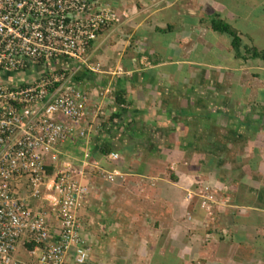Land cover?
Listing matches in <instances>:
<instances>
[{
  "label": "crops",
  "instance_id": "1",
  "mask_svg": "<svg viewBox=\"0 0 264 264\" xmlns=\"http://www.w3.org/2000/svg\"><path fill=\"white\" fill-rule=\"evenodd\" d=\"M110 1L113 21L90 47L93 69L48 66L76 68L87 101L28 209L46 211L58 231L46 197L66 168L88 187L78 215L91 264H264V61L243 60L210 28L215 15L232 25L247 57L264 40V0H245L243 15V0ZM204 11L209 21L193 15ZM202 186L214 187L223 209L222 199L208 211L185 200Z\"/></svg>",
  "mask_w": 264,
  "mask_h": 264
},
{
  "label": "built area",
  "instance_id": "2",
  "mask_svg": "<svg viewBox=\"0 0 264 264\" xmlns=\"http://www.w3.org/2000/svg\"><path fill=\"white\" fill-rule=\"evenodd\" d=\"M112 21L108 0H0V78L32 75L29 82L0 84V264H64L68 253L75 264H91L78 215L88 187L72 171L62 169L48 185L57 232L46 211L32 213L27 203L41 200L47 168L61 158L59 145L70 133L67 123L81 118L87 101L74 81L76 68L48 66L71 61L93 69L90 47ZM184 198L198 199L206 211L219 204L207 186Z\"/></svg>",
  "mask_w": 264,
  "mask_h": 264
},
{
  "label": "rangeland",
  "instance_id": "3",
  "mask_svg": "<svg viewBox=\"0 0 264 264\" xmlns=\"http://www.w3.org/2000/svg\"><path fill=\"white\" fill-rule=\"evenodd\" d=\"M243 1H245V0H243ZM235 3V2H234ZM259 3H260V1H258V6H259ZM227 4V3H226ZM238 5H240V4H237V3H235V6H238ZM247 5H250L249 4V2H247V1H245V3H242V5L239 7V13L241 14V15H243V14H245V12H246V10H247ZM109 6L110 7H114L113 6V1H110L109 0ZM228 6V5H227ZM230 6H232V5H230ZM233 8V7H232ZM234 9V8H233ZM261 7H257L256 8V12H253L254 13V15H259L260 14V12H261ZM235 10V9H234ZM254 11V10H253ZM193 15H195V16H198V15H201V17H199V18H204V20L205 21H209L210 20V17H211V14H208V12H203V13H197V14H195V13H193ZM232 24V23H231ZM232 26V25H231ZM211 35L212 36H217V37H222L223 39H225V40H228L227 39V37L225 36V35H220V34H218V33H215V32H211ZM253 45H254V47L255 48H257V49H260V50H264V40L262 41V43L261 44H256V43H253ZM251 47V46H250ZM197 52H194V57H193V60H199L198 59V56H197ZM209 60H211L212 58H213V56L211 55V53L208 55V57H207ZM207 58H205V57H202V60H207ZM42 73H43V71H42ZM13 79H16V81H17V84H21V83H24V82H29V81H31V79H32V75L30 74V73H26V72H20L19 74H16V75H14V74H11L6 80H3V79H1L0 78V84H8V83H12L13 82ZM209 189L211 190V193L212 194H214L215 196H216V198H217V200L219 201L220 199H222V197H220V196H218L217 195V193H215L214 192V187L212 188V187H209ZM225 200H226V198H225ZM222 202H223V204H225V201L222 199L221 200ZM229 202V201H228ZM227 203V202H226ZM217 205H215V207H216ZM224 206L225 205H221L220 207H222L221 209H223L224 208ZM218 207V206H217ZM221 213V212H220ZM215 242H213L212 240L211 241H209V245H208V248L209 249H212V250H214L213 249V247H214V245L216 244V239H213ZM199 243V242H198ZM206 244H207V242H203V243H201V245L199 246V247H203V248H206ZM218 244V243H217ZM200 250V249H199ZM211 250V251H212ZM194 252V251H193ZM24 253H21V256H22V258L23 259H27V257H26V255L24 254ZM196 258H194V259H196L197 261H199L200 262V258H201V256L198 258V256H197V253L194 255Z\"/></svg>",
  "mask_w": 264,
  "mask_h": 264
},
{
  "label": "trees",
  "instance_id": "4",
  "mask_svg": "<svg viewBox=\"0 0 264 264\" xmlns=\"http://www.w3.org/2000/svg\"><path fill=\"white\" fill-rule=\"evenodd\" d=\"M210 28L215 33L227 35L231 40L230 45H231L232 49L236 52L237 55L242 56L243 60L258 59V60L264 61V52H260L255 48H245L244 50H245L246 56H247V57H245L242 54V52L240 51L241 50V40L238 37L236 30L233 29L232 26L230 24H228L226 21L220 19L218 15H215L210 20ZM122 97H123V92H119L116 94V99H115L117 105H119L121 108L123 107V105H125V102L122 99ZM104 154H106V153H104ZM263 201H258V202H263ZM25 246H26V248H30L32 245H31V243H26Z\"/></svg>",
  "mask_w": 264,
  "mask_h": 264
}]
</instances>
